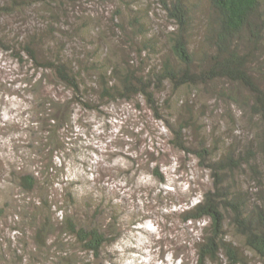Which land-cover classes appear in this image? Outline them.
Wrapping results in <instances>:
<instances>
[{"label":"rangeland","instance_id":"374dc122","mask_svg":"<svg viewBox=\"0 0 264 264\" xmlns=\"http://www.w3.org/2000/svg\"><path fill=\"white\" fill-rule=\"evenodd\" d=\"M17 1L24 6L0 15V34L11 42L40 34L39 56L64 54L75 61L90 91L86 106L53 71L28 56L19 59L10 43L0 42V206L7 207L0 223L7 244L0 255L9 246L23 254L28 245L27 264H198L196 241L210 220L186 221L184 211L203 199L214 176L207 161L173 143L174 109L193 112L186 132L190 149L207 142L220 153L230 142L240 149L256 145L258 118L203 89H181L173 109L164 103L169 92L158 94L159 116L143 97L98 98L101 63L161 66L175 30L161 0ZM198 2L193 42L204 34L205 0ZM247 169L235 172L236 183L256 195L264 181ZM26 174L37 180L32 190L19 182ZM69 220L100 226L111 240L98 256L86 251L69 231ZM45 222L48 243L39 250L34 230ZM230 236L247 264H264L234 231Z\"/></svg>","mask_w":264,"mask_h":264},{"label":"trees","instance_id":"16d2710c","mask_svg":"<svg viewBox=\"0 0 264 264\" xmlns=\"http://www.w3.org/2000/svg\"><path fill=\"white\" fill-rule=\"evenodd\" d=\"M161 1L167 17L175 25L168 39V54L161 66L121 69L107 61L101 63L99 69L104 81H100L96 90L98 98L105 101L143 97L159 116L161 107L158 94L169 92L164 103L173 109L172 101L181 89L189 88L194 92L203 89L218 100H232L244 112L258 118L256 145L249 144L240 149L230 142L224 153H220L217 145L211 146L207 142L199 144L198 149L187 146L186 132L192 127L193 112L187 116L185 110L174 109V115L178 118L171 128L175 133L173 143L196 153L201 161H207V167L214 176V185L204 193L203 199L184 211L186 221L210 220L202 239L196 241L198 264L208 261L222 264V257L226 259V264L248 263L241 245L231 238V230L264 259V183H260L256 195L251 194L238 186L235 173L246 167L255 180L264 181V0H205L202 10L204 34L201 40L194 42L198 21L195 16L202 8L201 2ZM16 2L0 5V15L10 14L15 6L22 5ZM137 22L140 20L137 19ZM132 23L135 25V19ZM41 39L37 34L24 41L11 42L7 36L0 34V42L10 43L8 48L19 59L28 56L38 67L53 71L62 80L60 82L71 88L79 100L88 106V99L85 98L90 91L89 86L80 80L76 62L66 59L64 54L62 58H41L38 52ZM51 103L57 106L55 99H51ZM54 120L57 122L60 118ZM157 173L161 174L159 170ZM36 181L31 174L21 175L19 180L22 186L30 190L35 187ZM6 211V206H0V223ZM46 226L45 222L34 230L39 250L48 243ZM67 227L86 251L97 256L111 240L100 226L79 227L69 220ZM4 243L0 238V248L6 246L7 243ZM26 251L28 245L23 254L19 253L18 247L12 246L11 250L9 246L8 252H1L0 262L25 263L28 261Z\"/></svg>","mask_w":264,"mask_h":264}]
</instances>
